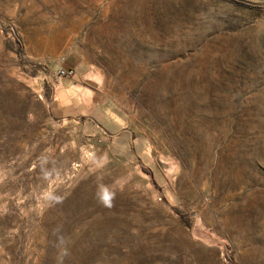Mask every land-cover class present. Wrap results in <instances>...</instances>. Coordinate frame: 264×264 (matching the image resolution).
Listing matches in <instances>:
<instances>
[{"label": "rangeland", "instance_id": "obj_1", "mask_svg": "<svg viewBox=\"0 0 264 264\" xmlns=\"http://www.w3.org/2000/svg\"><path fill=\"white\" fill-rule=\"evenodd\" d=\"M0 264H264V0H0Z\"/></svg>", "mask_w": 264, "mask_h": 264}, {"label": "crops", "instance_id": "obj_2", "mask_svg": "<svg viewBox=\"0 0 264 264\" xmlns=\"http://www.w3.org/2000/svg\"><path fill=\"white\" fill-rule=\"evenodd\" d=\"M80 74L75 71L73 77L60 78L50 101L55 118L74 120L80 115L98 111V102L92 101V97L88 98L93 90L80 82Z\"/></svg>", "mask_w": 264, "mask_h": 264}, {"label": "water", "instance_id": "obj_3", "mask_svg": "<svg viewBox=\"0 0 264 264\" xmlns=\"http://www.w3.org/2000/svg\"><path fill=\"white\" fill-rule=\"evenodd\" d=\"M92 72H94L93 67L91 68L90 71H88L82 76V79L86 81L87 83H91L92 82L91 80ZM157 162L160 165L161 169L166 174V176L168 177V179L171 180L172 176L176 173V170L178 167L177 161L175 159L164 157L161 155L157 157ZM194 231H195V234L202 235V233H200V231L197 228H195Z\"/></svg>", "mask_w": 264, "mask_h": 264}, {"label": "bare ground", "instance_id": "obj_4", "mask_svg": "<svg viewBox=\"0 0 264 264\" xmlns=\"http://www.w3.org/2000/svg\"><path fill=\"white\" fill-rule=\"evenodd\" d=\"M103 29H104V28H102V27L99 28V32H100L99 34H101V33L103 32ZM97 32H98V31H97ZM99 36H100V35H99ZM99 36L95 35V36L91 39V41H92L93 43H96V44H97V43H98L97 38H98ZM56 41L58 42L59 45L62 44V43L65 41V35H64L63 32L60 31V34L57 35Z\"/></svg>", "mask_w": 264, "mask_h": 264}, {"label": "built area", "instance_id": "obj_5", "mask_svg": "<svg viewBox=\"0 0 264 264\" xmlns=\"http://www.w3.org/2000/svg\"><path fill=\"white\" fill-rule=\"evenodd\" d=\"M58 75L60 78H62V77H73L75 75V69L72 67L60 68L58 71Z\"/></svg>", "mask_w": 264, "mask_h": 264}]
</instances>
